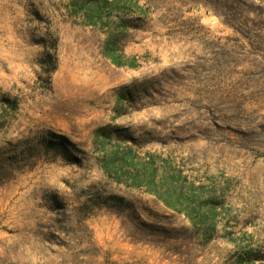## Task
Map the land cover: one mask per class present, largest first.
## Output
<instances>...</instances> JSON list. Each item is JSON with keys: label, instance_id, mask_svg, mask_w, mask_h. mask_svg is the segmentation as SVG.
I'll return each mask as SVG.
<instances>
[{"label": "rangeland", "instance_id": "1", "mask_svg": "<svg viewBox=\"0 0 264 264\" xmlns=\"http://www.w3.org/2000/svg\"><path fill=\"white\" fill-rule=\"evenodd\" d=\"M106 126L216 218L104 174ZM0 264H264V0H0Z\"/></svg>", "mask_w": 264, "mask_h": 264}, {"label": "trees", "instance_id": "2", "mask_svg": "<svg viewBox=\"0 0 264 264\" xmlns=\"http://www.w3.org/2000/svg\"><path fill=\"white\" fill-rule=\"evenodd\" d=\"M104 2L108 3V0H104ZM115 134H117L116 138H114ZM124 135L115 131L111 126L96 130L94 141L96 146H101L102 154L99 165L104 174L118 183L140 187L154 194L169 208L184 213L194 224L198 221L205 222L203 219L209 215L213 219L216 218L219 201L213 194H204L202 186L195 185L194 182L186 191V184L184 181L180 182L181 179L186 180V176H177V180L180 182L178 184V182H174V172L167 179L166 172L172 171L171 166L168 163L164 166L158 165L154 154L151 153L148 154L147 159L139 156L132 145H125L120 141V137ZM62 141L58 142L62 148L56 149L69 152L68 140L65 139L64 144ZM43 143L46 148L51 147L49 142ZM69 145H71L70 142ZM161 169L163 170L162 175L159 174ZM213 227L211 226V229Z\"/></svg>", "mask_w": 264, "mask_h": 264}]
</instances>
